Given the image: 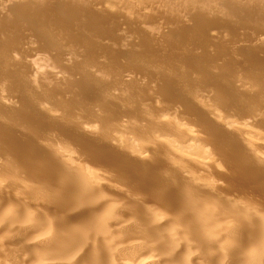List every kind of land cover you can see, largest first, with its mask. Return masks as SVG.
Returning <instances> with one entry per match:
<instances>
[{
  "label": "bare ground",
  "instance_id": "1",
  "mask_svg": "<svg viewBox=\"0 0 264 264\" xmlns=\"http://www.w3.org/2000/svg\"><path fill=\"white\" fill-rule=\"evenodd\" d=\"M0 264H264V0H0Z\"/></svg>",
  "mask_w": 264,
  "mask_h": 264
}]
</instances>
